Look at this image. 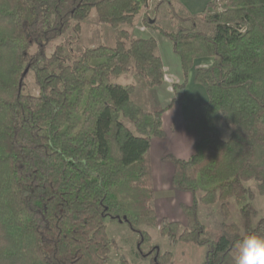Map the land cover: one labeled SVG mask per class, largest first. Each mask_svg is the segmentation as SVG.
Masks as SVG:
<instances>
[{
    "label": "trees",
    "instance_id": "16d2710c",
    "mask_svg": "<svg viewBox=\"0 0 264 264\" xmlns=\"http://www.w3.org/2000/svg\"><path fill=\"white\" fill-rule=\"evenodd\" d=\"M148 2L0 0V264H107L113 243L106 221L138 234V244L149 239L140 227L159 226L151 141L164 136V110L136 105V82L125 78L154 89L163 84V66L152 38L121 28ZM220 3L221 11L199 16L207 32L190 19L191 27L166 31L148 10L142 18L179 58L183 81L174 85L172 104H181L194 62L212 60L194 78L208 99L184 122L193 153L165 158L174 167L172 187L192 196L181 206L186 225L160 221L170 243L205 247L204 264H234L242 237L264 235V218L253 224V192L245 186L254 182L264 195V0ZM93 10L100 25L115 30L114 44L76 53ZM29 73L37 94L25 92ZM230 201L240 226L205 227L200 207L218 205L228 218ZM150 251L151 264L170 261Z\"/></svg>",
    "mask_w": 264,
    "mask_h": 264
},
{
    "label": "rangeland",
    "instance_id": "374dc122",
    "mask_svg": "<svg viewBox=\"0 0 264 264\" xmlns=\"http://www.w3.org/2000/svg\"><path fill=\"white\" fill-rule=\"evenodd\" d=\"M150 1L152 2V5L148 3L149 5H147V8L141 11L140 15L131 26H123L121 28L128 29L134 36L133 31H137L138 25L139 27H141L140 24L142 23L143 14L146 10H148L150 12L151 19L156 22V25L161 26L166 31H176L179 26L186 28L190 27L191 24L194 23L196 30L207 32L209 25H207L201 19V17H199L204 10L196 16L190 17L183 11H181V8L177 5V2L175 4L176 0H164V3H159L163 0H149V2ZM170 2L173 3L170 4ZM157 5H159L158 9L155 10L154 8ZM205 10H208L206 11V14H209V12L213 11L219 12L222 10V4L220 3V0H212V2L205 8ZM206 14L203 15V17H205ZM187 19L192 20V23ZM114 33V29L104 25H100L98 23L96 12L93 10L89 17L82 22L79 37L77 38L76 43H74L73 45L74 51L78 53L84 48L96 47L100 45L113 46ZM60 43L61 40H57L56 42H54V44L50 46L49 52H52L54 45ZM128 78L129 77L125 78V80L133 83L136 82V87H134V90L132 92L131 100L133 99V97L135 98V100L140 99V97L144 95L143 92L145 91V89L147 91V89L149 88H147L143 83L138 82L137 79ZM164 79L169 80L165 76ZM24 85L26 93L37 94V89L35 87L33 79V73H29L27 75L26 79L24 80ZM147 92L149 94V91ZM220 129L223 133V136L225 137L227 135L225 129L223 127H221ZM245 186L250 188V190L253 192V199L251 201V204L256 211V216L253 221L254 224L260 219L264 218V195H260L257 192L256 184L254 182L246 183ZM230 203L232 207L228 209V218H225L219 211L218 205L210 207H200L199 217L204 226L210 230L218 229L223 223L235 224L237 226H240L241 218L238 211L239 208L238 206L234 205L232 201H230ZM157 218L159 223L158 227L150 228L142 226L139 228L144 234L149 237L147 242L142 241V243L140 244L137 243L139 235L131 232L125 225L106 221L107 235L113 243L109 254V261L107 264H151L150 259L155 255L154 252L150 251L152 247L157 248L158 253L161 255L168 254L170 258L168 264H204L206 253L205 247H199L197 245L185 244L180 242L174 244L170 243V241L166 237H162V235L160 234V221L167 218H162L161 216H157ZM167 220L169 222L178 223L181 230L186 225L185 219L183 223L179 221H171L169 219ZM235 255L236 250L233 252L234 257Z\"/></svg>",
    "mask_w": 264,
    "mask_h": 264
},
{
    "label": "crops",
    "instance_id": "0c3cea01",
    "mask_svg": "<svg viewBox=\"0 0 264 264\" xmlns=\"http://www.w3.org/2000/svg\"><path fill=\"white\" fill-rule=\"evenodd\" d=\"M176 2L181 11L190 17H194L205 10L212 0H176L175 4ZM148 3L152 5L151 1ZM172 3L170 2V4ZM140 26L138 25L137 31L132 33L135 37L152 38L156 42V52L161 60L164 76L169 79H164L163 84L159 87L152 90L147 89L149 94L145 89L144 95L140 99L135 100L134 97L132 99L136 105L144 110L151 112L158 109L164 110L162 114L164 136L151 141L155 210L157 216L183 223L184 215L181 206L190 205L192 196L189 193L179 192L172 187L174 167L165 158L171 156L176 159L187 160L193 153L195 138L185 130L184 122L192 120L195 115V108L208 99L205 89L197 84L194 78L196 70L208 68L212 64V60L200 59L194 62L188 73L181 104H172L174 98L173 85H179L183 81L179 58L173 53L171 42L168 39L158 31L144 27L142 23Z\"/></svg>",
    "mask_w": 264,
    "mask_h": 264
},
{
    "label": "clouds",
    "instance_id": "9594fccd",
    "mask_svg": "<svg viewBox=\"0 0 264 264\" xmlns=\"http://www.w3.org/2000/svg\"><path fill=\"white\" fill-rule=\"evenodd\" d=\"M234 264H264V235L242 237L237 243Z\"/></svg>",
    "mask_w": 264,
    "mask_h": 264
}]
</instances>
